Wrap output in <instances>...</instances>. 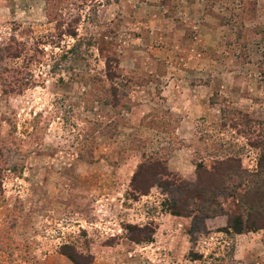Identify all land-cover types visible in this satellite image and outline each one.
Returning a JSON list of instances; mask_svg holds the SVG:
<instances>
[{
  "label": "rangeland",
  "instance_id": "1",
  "mask_svg": "<svg viewBox=\"0 0 264 264\" xmlns=\"http://www.w3.org/2000/svg\"><path fill=\"white\" fill-rule=\"evenodd\" d=\"M199 19L228 26L215 68L218 84L232 88L213 86L218 120L195 124L192 163L171 155L169 171L183 182L196 181L199 161L209 168L235 156L257 168L264 0H0V264H159L160 249L170 264H264L263 228L226 230L230 215L245 221L246 177L215 196L218 214L196 219L168 211L176 188L156 178L139 183L143 193L131 186L140 162L166 160L183 144L170 132L180 112L169 101L132 124L133 90L161 87L148 71L166 67L169 27L179 29L175 43L204 37L206 28H190ZM207 68L195 80L207 83ZM227 70L237 77H222ZM233 111L254 122L241 124ZM161 129L170 132L167 147Z\"/></svg>",
  "mask_w": 264,
  "mask_h": 264
},
{
  "label": "crops",
  "instance_id": "2",
  "mask_svg": "<svg viewBox=\"0 0 264 264\" xmlns=\"http://www.w3.org/2000/svg\"><path fill=\"white\" fill-rule=\"evenodd\" d=\"M190 28L193 30L206 28L204 31H206L207 34H204V37H200L201 34L198 32L190 38L175 43V39L172 38V35L175 36L179 29L177 28V25L169 27V30H171L168 32L170 40L166 44L164 48L166 49V52L161 58L166 61V67L160 72H157L155 68L148 71L153 76L164 79L163 84L161 85L162 88L157 87V90H155L156 92L152 93L148 91L147 88L149 87L145 89V86H137L136 89L133 90L137 95L132 93L133 106L129 110V115L132 117V124L139 127L141 125L140 119L145 113H147L146 110L151 109L158 100L169 101L172 104H176L177 107L175 108H177L180 112L178 115L180 116L178 120V124L180 126H174L173 130H170V132L172 134H177L178 139H180L183 144L169 150V153L167 154L168 158L165 160L168 170H172L169 164V159L175 152H182L186 156L184 157L185 161H192L191 151H194V146L191 145V143L194 141V137L196 136L197 131L195 130V124H197V121L198 123H200V121L206 123H216L218 120L216 104L211 103L209 99L213 86H217L216 88H213V90L218 91V86L220 84L221 92L222 90L226 92L232 88V86H228L222 81L218 84L217 78L220 73H218L215 68L217 64L218 47L220 45L218 33L220 29L228 28L227 24L218 25L217 23H213L207 25L202 23L199 19L198 23H192ZM207 35L208 37L205 38ZM151 59L155 62L162 61L155 58V56ZM203 62L206 65L208 64V68L205 70H207L206 73L209 76V81L205 84L200 83L199 80H195V77L202 74L201 66ZM221 76L233 79L237 77L235 71L232 70L225 71V73L221 74ZM233 82L235 83V81ZM144 92L145 96L143 95ZM241 100L242 101L239 103L242 104V107L239 108L246 106L244 100L247 99L241 98ZM154 131L158 132V130ZM159 131L160 133L167 135L163 142L167 144L166 147L169 146L171 143V137L169 136L170 132L162 129ZM143 139H145L147 144L152 143V140H154L152 136L147 138L144 136ZM162 146L163 143L159 146V148H161L160 150L165 148ZM155 248L158 249L160 247ZM159 253L163 254V256L157 260L162 262L159 264H170V260L166 259V256H164V254L169 255V251L167 249H160ZM100 263L103 262L98 259V264ZM113 263L115 264V262ZM121 263H132V257L127 259V261L123 258Z\"/></svg>",
  "mask_w": 264,
  "mask_h": 264
},
{
  "label": "trees",
  "instance_id": "3",
  "mask_svg": "<svg viewBox=\"0 0 264 264\" xmlns=\"http://www.w3.org/2000/svg\"><path fill=\"white\" fill-rule=\"evenodd\" d=\"M232 116L235 120L239 119L243 125L254 122L240 111H233ZM251 145L259 149L257 168L254 171L243 168L239 158L229 156L209 168L199 161L196 163V181L183 182L175 179V175L167 169L163 158H149L138 164L131 179V186L133 190L143 193L145 187L139 183L148 184L156 178V182L161 187L168 188V190L170 187L176 188L180 196L177 200L166 204L168 211L172 215L191 216L196 219L218 214L220 211L215 202V196L218 193L230 195L233 181L237 180L239 183L242 177H246L251 185L250 192L247 191L246 193L249 192V194L239 195L238 198L246 213L245 221L238 213L230 215L227 219L226 230L240 233L243 229H264V121L259 125L257 140ZM188 234L191 235L192 230L189 229ZM69 257L75 260L70 255Z\"/></svg>",
  "mask_w": 264,
  "mask_h": 264
}]
</instances>
